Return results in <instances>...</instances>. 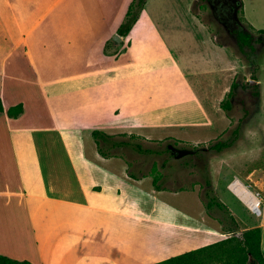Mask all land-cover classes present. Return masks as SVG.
I'll list each match as a JSON object with an SVG mask.
<instances>
[{
    "label": "crops",
    "instance_id": "0c3cea01",
    "mask_svg": "<svg viewBox=\"0 0 264 264\" xmlns=\"http://www.w3.org/2000/svg\"><path fill=\"white\" fill-rule=\"evenodd\" d=\"M131 2L0 0V255L34 264H152L226 237L199 196L193 216L176 199L144 184L149 176L128 172L125 161L121 168L76 162L72 137L90 134L91 122L106 131L142 135L139 129L177 122L182 113L186 124L208 122L207 104L214 126L224 118L220 102L238 72L254 86V102L264 113L262 52L246 72L230 46L184 26L186 0L165 1L164 23L173 32L168 36L145 11L148 0L129 33L120 35ZM240 4V21L264 31V0ZM155 72L162 76L160 87L173 88L176 98L145 93ZM103 87L110 88L108 97ZM17 103L23 112L9 117L7 108ZM105 103L110 108L102 107ZM5 150L15 166L13 179L3 174ZM28 155L25 168L37 174L29 184L21 168ZM262 191V212L245 227L227 208L239 226L236 232L261 227L264 257V176Z\"/></svg>",
    "mask_w": 264,
    "mask_h": 264
},
{
    "label": "rangeland",
    "instance_id": "374dc122",
    "mask_svg": "<svg viewBox=\"0 0 264 264\" xmlns=\"http://www.w3.org/2000/svg\"><path fill=\"white\" fill-rule=\"evenodd\" d=\"M165 1L148 0L145 11L158 23L160 32L168 36L173 32H168V27L164 23ZM169 12L170 10L166 14ZM238 13L236 9V18L240 21ZM182 14L186 22H184L186 28L194 32L197 31V28H200V31H205L209 37L214 38L217 44L230 46L232 54L237 55L245 65L246 72L253 68L252 64L257 57L256 55L261 52L264 54V39L263 44L260 42L256 45L258 51L250 59L241 54L233 36L229 34L227 26H224L218 20L208 0H186ZM253 32H255L257 37H261L257 31L254 30ZM202 75L206 77L207 81H210V73ZM151 76L152 79L149 82H153V84L150 85V89L147 88L148 91H145V93L152 98L162 96L163 98L173 99V95L176 98L173 88L160 87V77L162 76H160L159 72L152 73ZM190 78L195 81L197 76L193 74ZM244 78L246 77L242 72L236 74L233 82H236L237 85L234 88L231 87L222 100H230L231 109L229 111L224 110L225 119L223 117L221 121L218 119L215 121L214 119V126L210 127V109L207 104L206 108L209 111L208 122L186 124L185 120H181H187L188 117L185 116V113H182L181 115L184 117H179L177 122L167 121V123L159 127L149 126L148 128L139 129L142 135L137 134L140 133L138 130L130 134L123 129H109L106 131L105 128L96 126L94 122H91L93 123L92 130L98 129L112 134L115 139H130V136H134L131 140L139 142L144 148L157 150L158 154L139 153L130 147L123 146L110 150V156L117 158L108 159L102 157L99 159L100 153L98 145L92 137V131L90 134L87 131H83L81 137L73 138L71 136L72 139H77V144H72V152L76 162L79 164L89 161L99 162L100 166L113 163L121 168L125 161L129 164L128 172L133 173L135 176L145 174L150 177L151 181L147 180L144 184L149 185L151 188H155L152 183V176L158 175L160 195L165 196L169 200L176 199L177 204L186 209L188 214L192 213L193 216L198 211L197 207L200 200H202L204 205L206 203L205 191L207 186L205 178H208L211 182L212 194L226 207L233 209L238 216L240 215L242 218V220L238 218L240 227H245L246 223L257 221L259 216L249 212L247 207L228 188V183L234 178H238L247 189L254 193L258 191L261 199L263 198L264 113L261 114L258 101L254 102L256 99L254 86L247 84ZM101 90L107 97L111 92L109 87H103ZM207 92L206 94L203 92V97L206 101L210 100V94L207 95ZM105 104L102 107L107 106V108H110L109 103ZM181 105L182 103L180 102ZM89 107L90 109L94 108L93 105ZM82 121L80 122L83 123ZM236 127L239 130V134L230 146L218 152L209 149L211 144L219 140L229 139L232 130ZM2 142L3 144L6 143L4 137ZM99 145L101 147L105 146L103 142ZM25 151L28 153L27 150ZM5 156L8 162L4 166L3 174L13 179L16 176V171L10 157V151L7 154L5 150ZM25 158L26 160L21 164L24 180L29 184V177L33 176L36 182V169L25 168V162H30V157L28 155ZM153 166L156 168L155 171H153ZM81 171H84V169L81 168ZM254 181H256L258 187L257 185L254 186ZM198 196L200 200H198ZM260 208L262 212V206ZM207 210L211 219L213 218L212 222L219 227L225 217L224 212L215 206L207 208ZM240 233V230L236 232V234Z\"/></svg>",
    "mask_w": 264,
    "mask_h": 264
},
{
    "label": "trees",
    "instance_id": "16d2710c",
    "mask_svg": "<svg viewBox=\"0 0 264 264\" xmlns=\"http://www.w3.org/2000/svg\"><path fill=\"white\" fill-rule=\"evenodd\" d=\"M145 1L146 0H132L129 4L125 14V19L118 28V33L120 35H126L132 29ZM226 3L232 9H237L238 12L241 9L240 0H226ZM253 31L254 30H252L250 26H245L238 19L235 23V27L229 29V34L233 36L239 52L247 59H250L251 56L256 54L258 51L256 46L257 44L260 42L263 44L264 31H257L258 35H261V37H257ZM236 85L237 83L233 82L231 87L234 88ZM221 106L225 111H229L231 109L230 100L226 99L222 101ZM3 111L4 108L2 100L0 99V114ZM22 112L23 106L21 103L11 105L6 110V114L12 118L18 117ZM91 134L98 145L99 153L103 157H109L111 155V149L123 146L130 147L139 153L158 154L157 150L153 148H144L139 142L131 140L134 136H130V139H115L113 135L107 134L98 129L92 130ZM238 134L239 130L236 127L232 130L229 139L219 140L214 144H211L209 149L217 152L221 151L222 149L230 146L231 143L238 137ZM101 142L105 144L104 147L99 145ZM155 169V166H153V171H155ZM158 182L159 176L153 175L152 183L157 190L160 189ZM205 184L207 186L205 191L206 207L210 208L215 206L222 210L225 214L224 219L221 221V229L226 233V237L208 245L168 257L152 264H264V257L260 248L261 227L253 226L243 230L240 234H236V229H238L239 226L235 218L230 213L228 208L212 194L211 182L208 178H205ZM0 264L34 263L26 259L18 260L5 255H0Z\"/></svg>",
    "mask_w": 264,
    "mask_h": 264
},
{
    "label": "flooded vegetation",
    "instance_id": "af4514ba",
    "mask_svg": "<svg viewBox=\"0 0 264 264\" xmlns=\"http://www.w3.org/2000/svg\"><path fill=\"white\" fill-rule=\"evenodd\" d=\"M208 2L218 20L224 26H227L228 30L235 27L237 21L236 9L229 7L226 0H208Z\"/></svg>",
    "mask_w": 264,
    "mask_h": 264
},
{
    "label": "bare ground",
    "instance_id": "6f19581e",
    "mask_svg": "<svg viewBox=\"0 0 264 264\" xmlns=\"http://www.w3.org/2000/svg\"><path fill=\"white\" fill-rule=\"evenodd\" d=\"M120 40V38H119ZM230 188L240 196L249 206L256 208L259 202L258 198L252 193L251 190L247 189L245 185L238 179H234Z\"/></svg>",
    "mask_w": 264,
    "mask_h": 264
},
{
    "label": "built area",
    "instance_id": "2783aa9c",
    "mask_svg": "<svg viewBox=\"0 0 264 264\" xmlns=\"http://www.w3.org/2000/svg\"><path fill=\"white\" fill-rule=\"evenodd\" d=\"M234 179H236V178H234ZM234 179L233 180H231L229 183H228V188L231 190V192L235 195V196H237V198L247 207V209L249 210V212L250 213H252V214H254V215H256V216H260V214H261V206H262V199H261V197H260V195H259V192L257 191V192H252L257 198H258V200H259V202H258V204H257V207L256 208H252L251 206H249L240 196H238L231 188H230V184H232V182L234 181ZM238 179V178H237Z\"/></svg>",
    "mask_w": 264,
    "mask_h": 264
},
{
    "label": "water",
    "instance_id": "95a60500",
    "mask_svg": "<svg viewBox=\"0 0 264 264\" xmlns=\"http://www.w3.org/2000/svg\"><path fill=\"white\" fill-rule=\"evenodd\" d=\"M113 38H114V40L119 41L120 36H119L118 34H115ZM253 82H254V81L252 80V83H253Z\"/></svg>",
    "mask_w": 264,
    "mask_h": 264
}]
</instances>
